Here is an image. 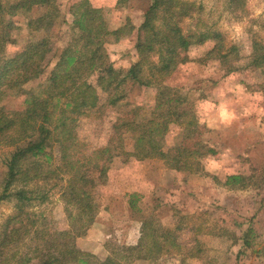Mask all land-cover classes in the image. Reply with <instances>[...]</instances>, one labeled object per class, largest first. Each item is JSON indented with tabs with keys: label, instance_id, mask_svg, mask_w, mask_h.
<instances>
[{
	"label": "trees",
	"instance_id": "1",
	"mask_svg": "<svg viewBox=\"0 0 264 264\" xmlns=\"http://www.w3.org/2000/svg\"><path fill=\"white\" fill-rule=\"evenodd\" d=\"M37 7L45 11L27 21L31 32L49 30L56 23L68 24L71 32L45 76L51 51L50 35L30 39L14 55L4 56L6 43L13 42L14 23L8 16ZM194 8V3L186 0H149L136 30L134 48L138 59L122 71L109 60L104 44L107 36L117 40L124 30L122 27L109 29L102 9L88 0L70 5V21L60 18L56 0L0 1V145L12 147L5 160L0 201L15 199L14 212L0 224V264H31L34 259L36 264H133L184 252L180 227L165 228L153 216L140 217L141 231L135 244L119 245L101 261L80 251L74 239L95 217L94 187L107 180L116 156L158 157L172 169L198 172L202 169V157L216 153L211 148L205 150L201 142L200 135L206 128L204 122L198 120L190 107L184 106L186 100L175 87L162 83L178 63L190 60L186 52L191 46L208 40L213 43L205 57L216 59L224 66L227 70L224 74L243 68L235 64L238 57L229 56L236 51V46H225L219 32L207 29L183 32L180 21L191 17ZM250 48L246 66L263 69L264 44L254 40ZM153 53L155 62L150 61ZM38 79H44V85L37 92L29 93L22 109L5 110L2 100L7 95L18 93L24 84ZM125 83L157 85L152 117L142 120L117 117L107 143L86 151L75 134L77 118L89 111L119 105L124 98ZM101 93L105 94L102 103ZM171 124L182 128L183 137L179 144L164 151L163 136ZM125 132L131 133L132 151L124 147ZM251 177L229 174L224 183L243 187ZM262 178L264 183V175ZM56 179L65 181L61 200L68 228L63 230H52L49 217L32 207L34 201L37 205L44 203L48 191L28 187L31 182ZM134 196V193L129 196V207L140 212ZM250 231L249 227L241 237L245 245H249ZM26 241L31 244L30 248L20 250ZM185 243H192L186 252L189 256L196 257L202 252L197 238H186Z\"/></svg>",
	"mask_w": 264,
	"mask_h": 264
},
{
	"label": "rangeland",
	"instance_id": "2",
	"mask_svg": "<svg viewBox=\"0 0 264 264\" xmlns=\"http://www.w3.org/2000/svg\"><path fill=\"white\" fill-rule=\"evenodd\" d=\"M76 1L79 0H56L60 18L71 20L68 10ZM88 1L102 9L109 29L123 28V36L117 40L107 36L104 48L114 67L126 71L138 59L134 48L136 30L149 0ZM186 1L194 3L195 12L180 21L183 32L197 33L205 29L219 32L225 46H236V51L229 56L238 57L235 64L243 67L224 74L227 71L224 66L216 59L205 57L213 43L208 40L191 46L186 52L190 60L178 63L162 82L175 87L186 100L184 106L190 107L198 120L204 122L206 128L200 135L201 142L205 150L211 148L216 153L202 157V169L198 172L172 169L158 157L136 159L119 155L113 158L107 180L94 187L95 217L82 234L74 232L77 234L75 246L94 255L97 261L119 245L135 244L141 231L140 217L153 216L165 228L180 227L184 252L133 264H264V183L261 181L264 175V68L246 66L252 41L264 44V0ZM44 11L37 7L8 16L14 23L13 42L6 43L4 53L10 57L30 39L50 35L51 51L43 76L48 74L59 49L71 35L68 24L58 26L57 23L49 30L31 32L27 21ZM150 61H156L155 53L151 54ZM147 68L145 65V72ZM44 82L38 79L24 84L21 91L2 100L3 107L7 111L22 109L29 93L37 92ZM123 89L124 98L119 105L89 111L77 118L75 134L86 151L107 143L117 117L142 120L151 114L157 85L125 83ZM104 98L105 94L101 93V103ZM219 108L227 110L228 116L220 112V119ZM183 133L178 125H169L162 149L167 151L179 144ZM122 136L125 149L132 151L131 133L125 132ZM11 150L12 147L0 145V183ZM238 173L253 177L243 187L224 183L227 175ZM64 185V180L56 179L31 182L28 186L48 191L47 200L41 205L34 201L32 207L49 217L52 230L68 228L61 200ZM132 193L136 195L140 212L129 207ZM14 210V198L0 201V224ZM249 227L252 229L247 236L249 245H245L241 237ZM186 238L199 240L202 252L198 256L186 254L192 246L185 243ZM30 246L26 241L20 250L27 251ZM31 264H36L35 259Z\"/></svg>",
	"mask_w": 264,
	"mask_h": 264
},
{
	"label": "crops",
	"instance_id": "3",
	"mask_svg": "<svg viewBox=\"0 0 264 264\" xmlns=\"http://www.w3.org/2000/svg\"><path fill=\"white\" fill-rule=\"evenodd\" d=\"M219 112V113H218ZM220 112H221V114H226L227 116H228V113H227V110H225L224 108H219V109H217V114H219L220 115ZM225 115V116H226ZM219 118L221 119L222 117H221V115L219 116Z\"/></svg>",
	"mask_w": 264,
	"mask_h": 264
}]
</instances>
